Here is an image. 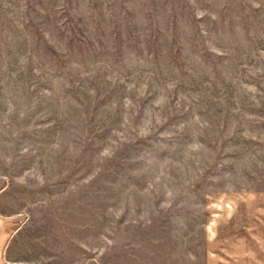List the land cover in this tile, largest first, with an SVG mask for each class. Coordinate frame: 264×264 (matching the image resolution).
Here are the masks:
<instances>
[{"label": "rangeland", "instance_id": "374dc122", "mask_svg": "<svg viewBox=\"0 0 264 264\" xmlns=\"http://www.w3.org/2000/svg\"><path fill=\"white\" fill-rule=\"evenodd\" d=\"M264 195V0H0V209L29 264H206V200Z\"/></svg>", "mask_w": 264, "mask_h": 264}, {"label": "crops", "instance_id": "0c3cea01", "mask_svg": "<svg viewBox=\"0 0 264 264\" xmlns=\"http://www.w3.org/2000/svg\"><path fill=\"white\" fill-rule=\"evenodd\" d=\"M21 232L22 220L10 218L0 209V264L29 261L18 254ZM203 239L206 264H264V195H210Z\"/></svg>", "mask_w": 264, "mask_h": 264}, {"label": "built area", "instance_id": "2783aa9c", "mask_svg": "<svg viewBox=\"0 0 264 264\" xmlns=\"http://www.w3.org/2000/svg\"><path fill=\"white\" fill-rule=\"evenodd\" d=\"M21 264H29V263H21Z\"/></svg>", "mask_w": 264, "mask_h": 264}]
</instances>
